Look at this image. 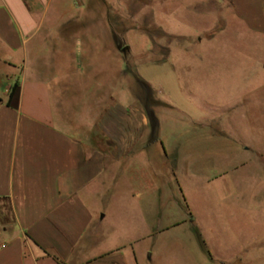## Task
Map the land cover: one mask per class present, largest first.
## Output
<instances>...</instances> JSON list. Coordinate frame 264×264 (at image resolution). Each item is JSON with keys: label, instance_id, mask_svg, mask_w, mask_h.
<instances>
[{"label": "rangeland", "instance_id": "rangeland-1", "mask_svg": "<svg viewBox=\"0 0 264 264\" xmlns=\"http://www.w3.org/2000/svg\"><path fill=\"white\" fill-rule=\"evenodd\" d=\"M60 5L72 8L69 17L80 22L75 28L69 23L39 30L16 51L0 44V99L22 70L94 72L95 77H81L85 87L102 85L90 94L92 105L114 104L121 96L130 103L140 99L147 117L142 144L150 156L142 171L132 170L116 190L110 222L120 231L114 235L138 240L142 264H219L194 231L198 228L208 248L219 253V178L207 182L219 176V120L236 137L241 129L239 143L264 144V92L247 97V109H232L242 93L232 85L219 90V72H226V81L264 82V35L235 26L233 14L195 0H53L52 6ZM59 32L92 41L58 45ZM108 37L112 40L104 41ZM111 81L123 86L121 94L109 90ZM84 98L83 92L74 94L76 101ZM247 116L249 122L254 118L250 127L244 124ZM134 126L129 123L127 130ZM96 131H102L99 125ZM182 152L188 154L186 165ZM241 152V159L255 164L256 157ZM223 163L229 166L228 159ZM131 193L142 203L130 205ZM10 224V215L0 213V231ZM181 247L190 248V260Z\"/></svg>", "mask_w": 264, "mask_h": 264}, {"label": "crops", "instance_id": "crops-1", "mask_svg": "<svg viewBox=\"0 0 264 264\" xmlns=\"http://www.w3.org/2000/svg\"><path fill=\"white\" fill-rule=\"evenodd\" d=\"M52 2L0 0V44L20 50L39 30L62 29L69 23L75 28L80 23L77 17H69L72 8L52 6ZM195 3L214 4L219 13L233 14L235 26L242 24L264 35V0ZM59 35L58 45L92 41L75 32ZM108 39L112 37L104 41ZM225 73L219 72V90L232 85L242 93L232 109L239 110V105L247 109L246 98L264 92V82L226 81ZM86 75L96 76L94 72L22 70L8 84L6 99H0V213H7L12 221L0 231V264L143 263L138 240L133 235L117 239L114 234L120 230L110 219L121 182L139 166L142 171L144 158L150 156L142 144L145 108L140 99L130 103L124 96L114 104L92 105L90 94L102 85L85 87L81 77ZM107 86L118 94L124 89L112 81ZM78 92L85 94L84 102L74 100ZM253 119L249 122L247 116L244 124L252 126ZM129 123L135 125L132 131L127 130ZM97 125L101 132L96 131ZM113 125L120 127L113 131ZM222 125L219 120V176L207 180L219 178V215L215 216L219 253L209 248L210 255L204 252L219 264H264V144H241V129L236 137ZM241 151L256 157L255 164L241 159ZM181 154L186 165L188 154ZM227 159L229 166H224ZM146 163L152 168L150 161ZM135 195L126 198L130 205L142 203ZM180 249L190 260V248ZM152 257L153 253L147 259Z\"/></svg>", "mask_w": 264, "mask_h": 264}, {"label": "trees", "instance_id": "trees-1", "mask_svg": "<svg viewBox=\"0 0 264 264\" xmlns=\"http://www.w3.org/2000/svg\"><path fill=\"white\" fill-rule=\"evenodd\" d=\"M15 90H16V85L13 86V88H12V91H11V94H10V98H12V96L14 95ZM8 103H10V100H9ZM194 231L196 233L197 239H198L201 247L203 248V250H205L210 255V251H209V249H208V247L206 245V242H205L204 238L202 237V234L198 230V228L195 227Z\"/></svg>", "mask_w": 264, "mask_h": 264}]
</instances>
